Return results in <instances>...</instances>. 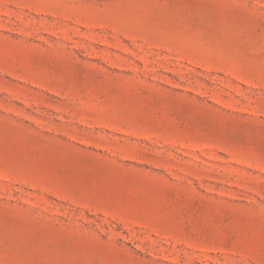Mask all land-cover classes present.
Segmentation results:
<instances>
[{
    "label": "rangeland",
    "instance_id": "rangeland-1",
    "mask_svg": "<svg viewBox=\"0 0 264 264\" xmlns=\"http://www.w3.org/2000/svg\"><path fill=\"white\" fill-rule=\"evenodd\" d=\"M0 264H264V0H0Z\"/></svg>",
    "mask_w": 264,
    "mask_h": 264
}]
</instances>
